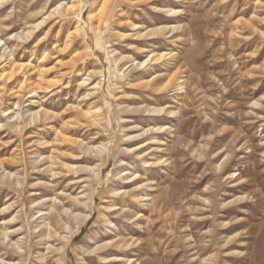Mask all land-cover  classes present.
I'll return each mask as SVG.
<instances>
[{
	"label": "rangeland",
	"instance_id": "1",
	"mask_svg": "<svg viewBox=\"0 0 264 264\" xmlns=\"http://www.w3.org/2000/svg\"><path fill=\"white\" fill-rule=\"evenodd\" d=\"M0 38L2 264H264V0H0Z\"/></svg>",
	"mask_w": 264,
	"mask_h": 264
},
{
	"label": "bare ground",
	"instance_id": "2",
	"mask_svg": "<svg viewBox=\"0 0 264 264\" xmlns=\"http://www.w3.org/2000/svg\"><path fill=\"white\" fill-rule=\"evenodd\" d=\"M107 5V4H106ZM106 5L103 6V8L101 9V14H103V10L106 9ZM60 6L57 7V9L59 8ZM72 8V6H69L66 11H69L70 9ZM56 9V10H57ZM94 11H96V7L95 6H92L91 8V11L90 13H93ZM169 12L173 13V12H176V9L174 8H170L169 9ZM177 13V12H176ZM45 21V19H43L42 21H39L38 23H36L34 26L35 28H38L43 22ZM33 29L32 30H29L27 32L28 35H31L33 33ZM2 42V38H0V43ZM168 56V53H158V54H151L150 57H148L145 61H142L138 63V66L139 65H143L144 63H146L147 61H150V63L155 60V62H158L164 58H166ZM122 59V58H121ZM120 59V60H121ZM11 65H13L15 63V60L11 59ZM23 67L22 64H16L14 69H21ZM13 69V71H14ZM13 72L9 75V78L13 77ZM178 80V79H176ZM86 82V79L84 80V83ZM182 81H179L178 82V87L179 89H181L182 87ZM18 104V103H17ZM18 106V105H17ZM153 113L152 115H162V113L164 112V109L163 108H154L153 110H151ZM6 114H9L10 111L9 109L5 110ZM41 110L39 111H36V112H33L32 113V119H36L38 116L41 117ZM48 111H43V117H48ZM38 119V118H37ZM47 119V118H46ZM0 127H1V124H0ZM14 127H16V129H19V125L15 124ZM21 128V126H20ZM154 129H158V130H162L164 129V125L163 126H160V127H153V128H149L147 131H150V130H154ZM10 175V174H9ZM10 177V176H9ZM17 183H21V181L18 179L16 181ZM134 197H136V195H134ZM88 217V216H87ZM17 217H15L14 219H16ZM14 219L12 221H14ZM11 222V221H10ZM19 232V230H15V231H10L9 227L7 226H4L1 231H0V249L1 248H8V253H10L9 255L10 256H18V257H21L23 256L22 254V250H23V246H22V243L20 240H14L13 238H11V236L13 234H17ZM51 233V232H50ZM49 233V236L51 235ZM129 245V244H127ZM127 245L124 243L121 247L124 248V247H127ZM119 246V245H118ZM122 259V258H121ZM4 259L0 257V264H2V261ZM137 261V260H136ZM128 263H124V264H135V263H132L130 259L127 260ZM13 264H21L20 261H16L14 262ZM61 264V262L59 263ZM136 264H141V263H136ZM208 264H213V262L211 263H208Z\"/></svg>",
	"mask_w": 264,
	"mask_h": 264
}]
</instances>
